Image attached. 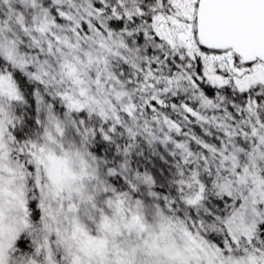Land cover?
I'll return each mask as SVG.
<instances>
[{
    "label": "snow or ice",
    "instance_id": "obj_1",
    "mask_svg": "<svg viewBox=\"0 0 264 264\" xmlns=\"http://www.w3.org/2000/svg\"><path fill=\"white\" fill-rule=\"evenodd\" d=\"M0 264H264V0H0Z\"/></svg>",
    "mask_w": 264,
    "mask_h": 264
}]
</instances>
